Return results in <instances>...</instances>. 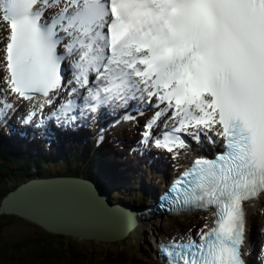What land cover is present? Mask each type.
<instances>
[{"label": "snow or ice", "instance_id": "obj_1", "mask_svg": "<svg viewBox=\"0 0 264 264\" xmlns=\"http://www.w3.org/2000/svg\"><path fill=\"white\" fill-rule=\"evenodd\" d=\"M0 29V117L43 96L27 120L61 100L52 115L75 122L82 97L89 113L112 106L129 120L154 107L140 142L174 158L189 138L223 140L160 197V207H214V226L158 251L167 264H246L245 202L264 194V0H0Z\"/></svg>", "mask_w": 264, "mask_h": 264}, {"label": "bare ground", "instance_id": "obj_2", "mask_svg": "<svg viewBox=\"0 0 264 264\" xmlns=\"http://www.w3.org/2000/svg\"><path fill=\"white\" fill-rule=\"evenodd\" d=\"M0 35H3V29H0ZM2 74V73H0ZM3 85L0 84V88H2ZM9 99H12V97H9ZM18 110L15 112H10L7 117L5 118L4 123H2L0 127V132L6 131L8 133H17L20 135H24V138H30L35 133V125L45 126L47 128V133L56 136L59 139H65V138H73L74 141H78L80 138L91 135L92 133H100L102 136H107L110 133H112L114 130H118L120 135H124L125 133H130L133 138L135 139L136 135L133 131L137 132L139 130L138 126L140 127L141 131H144V124L147 119L151 117L152 109L148 108L146 110L142 109H135L133 112H131V115L136 116L135 120H129L127 117L123 114V112L119 113V116L117 118L114 117V113L112 111H109L106 113L107 110H102V116L96 117L90 116L89 113H87L83 118L78 119L74 122L75 128L71 130L70 126H67L64 123L61 122H52V118H47V116H44L41 123L37 122L38 113L35 117H32L31 120H27L26 117L28 116L30 109L24 108L20 102H18ZM111 106H108V109H110ZM137 110L144 111V115L137 116ZM133 127L130 129L129 127ZM162 125V124H161ZM218 139V138H217ZM81 140V139H80ZM203 140V139H202ZM126 144L129 145H136L137 143L127 140ZM213 145V144H212ZM216 145H213V148L216 149ZM192 144H190V147ZM142 147V146H140ZM199 143L194 142L193 144V155L194 156H201L203 153L198 151ZM143 154L148 159H160V162L163 166L167 167L171 162H177L178 164L184 163L187 160H183V157L179 155L177 158H174L172 156H168L167 160H164L163 157L165 155V151L163 150H152V151H142ZM189 158V157H188ZM3 159V158H2ZM1 159V160H2ZM4 160V159H3ZM2 160V161H3ZM67 160V159H66ZM68 161V160H67ZM57 162L61 166H65V162L62 160V158H58ZM0 164H4V168L0 167V169L7 170V164L3 161ZM17 172L13 170V174L15 175ZM111 185L106 182V188ZM55 186H51V188H54ZM63 189H60L58 191H55L57 194H60V196L52 197L50 196L47 199H40L39 196H31V205L28 204L29 208H34L37 210H50V213H45L44 217L48 221H52L55 219H61L63 221H67L69 226H77L80 228H83L84 230H89L91 232L100 233L102 230L107 229L111 225H115L117 228L120 226V223L122 224L123 219L125 216L129 215V213H126L124 211H119L117 215H112L108 212L107 207L103 203H99L98 206H96L94 202L92 204H86L87 199H85L80 193L83 192V189L80 187L79 191L76 190L79 194L78 196L74 195V191H71L72 194H66L62 192ZM108 190V189H107ZM84 194H86L84 192ZM99 195L98 193H96ZM156 197L159 198L161 193H159V189H155ZM87 195V194H86ZM100 197L105 198L106 196L101 195ZM36 200V201H35ZM125 201V200H124ZM41 202V203H39ZM262 203L264 204V194L262 197L253 205L250 206V214L249 218L252 220L256 217V211L259 209L258 204ZM103 204V205H102ZM84 207V208H83ZM106 211V212H105ZM43 212V211H42ZM108 212V213H107ZM210 217H208L209 219ZM142 219V218H141ZM135 216H131L128 219V224L133 225L138 220ZM149 219L141 220V225L147 224V221ZM145 223H142V222ZM258 229L260 230V235L262 236V240L260 243L252 244V248L255 249V254L258 251L259 257L264 256V223H263V217L258 212V217L256 219ZM120 222V223H119ZM123 226V224L121 225ZM111 229V228H110ZM155 231V230H154ZM159 233H161V230H159ZM149 237V236H148ZM89 241H92V239H86ZM151 240H155V237H152ZM25 241V240H24ZM250 242V241H249ZM252 243V242H251ZM246 240L244 239L243 246H245ZM258 246V248H257ZM150 253V252H149ZM151 254H156V252H151ZM243 257L245 259L248 258L247 255L243 254ZM133 264H157L154 260L151 259H145L141 257H133ZM120 261V260H119ZM118 261V262H119ZM69 264H80L78 262H68Z\"/></svg>", "mask_w": 264, "mask_h": 264}, {"label": "trees", "instance_id": "obj_3", "mask_svg": "<svg viewBox=\"0 0 264 264\" xmlns=\"http://www.w3.org/2000/svg\"><path fill=\"white\" fill-rule=\"evenodd\" d=\"M14 149L15 147L10 142H7L6 140H0V163L3 162L2 161L3 159L4 161L8 159L15 160L24 156L22 154L19 155L15 154ZM35 158L39 159L38 162H36L39 165L36 167V169H40L43 163L42 162L43 159L39 157H35ZM25 165H26L25 163L21 164V171H24L25 169L27 171L30 170L28 167L25 168L26 167ZM0 167L4 168V164H0ZM6 172L0 170V182L3 181ZM0 219H3V222L8 225V227H2L1 226L2 223H0V257L2 256V252L7 250V248H9V246L12 243L9 238L10 226L13 228L14 231L18 226L25 227L26 229H21V230H27L32 235L35 234L36 230H38L39 233H42V231H44L42 226L33 223L31 221L26 222L24 220H19L20 217L15 215L6 216ZM65 238L66 236L58 235V234L49 239H44L40 237L39 240L37 241V244L40 243L41 248H46V247L49 248L51 246L53 252L49 254L48 253L49 249L47 250L38 249L35 256H31L29 260H31L32 262L43 263V264H57V263H63V261H66L67 263L78 262L80 264H85L87 261L90 260L92 261L93 259H95L99 262V264H110L111 261L110 259L113 258L115 260H120L119 262H117V264H133L132 258L135 256H132L128 252L127 253L123 252L124 254L119 255L117 252L108 253L107 250L95 246L85 248L84 251H81V249H79L76 246H70L69 242L67 241V238L66 240ZM31 244L33 243L31 242L29 245ZM11 246L16 247V249H21L24 245L19 246L18 243L16 242ZM97 248H100L101 250Z\"/></svg>", "mask_w": 264, "mask_h": 264}, {"label": "rangeland", "instance_id": "obj_4", "mask_svg": "<svg viewBox=\"0 0 264 264\" xmlns=\"http://www.w3.org/2000/svg\"><path fill=\"white\" fill-rule=\"evenodd\" d=\"M51 170L53 171L52 167H51ZM9 171H10L9 173H13V170H9ZM14 171L18 172L17 170H14ZM15 175L16 176H13L14 179L19 180L20 175L18 173H16ZM10 189H12V188H10ZM8 190H9V188L6 189L5 191L8 192ZM1 196H2V194H0V198H1ZM2 215H5V214L0 213V216H2ZM262 216H263V223H264V214H262ZM20 220H24V219L20 218ZM200 220H201V223H198V221H200ZM206 220L207 219H206L205 215H197V216H187V217H183L181 219H174V220L171 219V220H169V224H168L169 227L166 225V223L168 221H166V223H163V224L165 226L164 230L170 229L169 231H167V233H173L176 235H180V234H182V232L184 230H187V229H191L192 232L198 231L205 223L208 224L206 222ZM0 223H2L1 224L2 227H8V225L3 222V219H0ZM142 223H145V222L143 221ZM144 225H146V224H144ZM150 226H152L153 228H157L158 230H161V231L163 229L161 222H157V223L150 225ZM21 229H26V228L18 226L14 231L13 228L10 226L9 227V230H10L9 238L13 244L17 242L19 246L25 245L26 247L24 246L21 249H16V247H14V246L11 248L10 247L7 248V250L2 252V256L0 257V264H22L23 260L25 261L24 264H43V263L32 262L31 260H29V258L31 256H35L38 249H43V250L49 249L48 253L51 254L53 252L52 247L50 246L49 248H47V247L41 248L40 243L37 244V241L39 240V238L37 237L38 236L37 233H35V235H32L29 233V231L21 230ZM147 229L148 230H146V232H147L146 237H145V235L144 236L139 235L138 237L133 235V236H131V238L129 240H123L122 243L117 244V245L112 244L110 242L109 243L98 242L99 240L89 241V240H84V239L75 238V237H67V241L69 242L70 246H76L79 249H81V251H84V249L89 247V246L101 245V246L109 248L110 250H113V251L117 250L119 253L122 250H126L130 254H132L131 251H137V252H139V254H136V253L135 254L138 255V257L145 258V259H148L147 257H149L152 259V257L149 255V251H148V254H146V251L149 249L148 248L145 249V246H144L145 243L148 242V239H149L148 234L150 236L149 231H151L149 226L147 227ZM263 229H264V227H263ZM65 240H66V238H65ZM31 242L33 244L29 245ZM107 245H108V247H107ZM110 260H111L110 264H117V262L119 261V260H115L113 258H111ZM107 261H108V259H107ZM57 264H69V263H67L66 261H63V263H57ZM85 264H99V262L97 260L93 259L92 261L91 260L87 261Z\"/></svg>", "mask_w": 264, "mask_h": 264}, {"label": "water", "instance_id": "obj_5", "mask_svg": "<svg viewBox=\"0 0 264 264\" xmlns=\"http://www.w3.org/2000/svg\"><path fill=\"white\" fill-rule=\"evenodd\" d=\"M47 186L48 187L33 186L32 188H25V190H21V189H23V188H21V189H19V191L9 194L6 198V200H4V203L0 207V213L4 212V213L18 214V215H21L22 217L36 223V224L44 226L45 228H47L50 231L75 235V236H78V237L83 238V239L98 238L101 241H112V240H121L124 237H126V235L128 234L129 226L127 228H125L124 230H121L120 232L115 233V232L108 231V230L117 228L115 225H111L107 229L102 230L100 233H96V231L91 232L89 230H84L83 228H80L77 226H74V227L69 226V224L67 223L66 220L65 221L62 220V222L58 221V219H55L52 221L46 220L44 215H45V213H47V214L50 213L51 209L40 211V210H37L34 208H29L28 204L31 205V202H33L31 200V196H33V197L39 196L40 199H44V198L47 199L50 196L56 197V196H60V194H57L53 190L58 191L60 189H63L62 192L66 193V194H72L70 192L74 191V195L79 197V194L76 190L79 191V188L81 187L83 189V192L80 194L85 199H87L86 204H92V202H94V203H96L95 205L98 206L99 203H103L107 207L108 212L112 215H117L119 213V211H121V210L126 212V210L123 209L122 207L111 206L108 203H105L104 202L105 199L100 197L101 196L100 194L97 195L96 190L93 189L92 186L91 187L88 185L86 186L83 183H79V182L73 183V182H71L70 179H62V180L55 181L54 183L52 182V184L49 183ZM51 186H55V187L51 188ZM88 188H90L95 193L96 199L99 201V203L95 202L94 200H92L89 197V195L86 191V189H88ZM84 192L87 195L84 194ZM39 203H41V202H39ZM127 220H128V215L124 217L122 224H125L127 222ZM122 224L120 223V226Z\"/></svg>", "mask_w": 264, "mask_h": 264}, {"label": "clouds", "instance_id": "obj_6", "mask_svg": "<svg viewBox=\"0 0 264 264\" xmlns=\"http://www.w3.org/2000/svg\"><path fill=\"white\" fill-rule=\"evenodd\" d=\"M72 142H74V143H79V141H72V140H68V144H70V143H72ZM72 149V148H71ZM125 149L126 148H123V149H115V151H114V154H115V157L117 158V160H119L120 158H125L124 157V152H125ZM116 151H119V152H117L116 153ZM113 154V155H114ZM112 155V156H113ZM68 161H67V160ZM99 159H100V162H97L96 164H94V171H93V169H89L88 168V166L86 165V164H83L81 161H80V158H77V157H72V155H69V154H64L63 155V158H62V160L65 162V166H61L59 163V165H56V167H55V170H57L58 172V174H60L61 172H63V171H65L64 172V175H66V177H64L65 179H70L71 180V182H73V183H75V182H79V183H83V184H85L86 186L88 185V186H92V188L93 189H95L96 190V192L98 193V194H100V195H103V196H106L105 198H103V199H105V203H108L109 205H111V206H115V203H114V201L109 197V196H107V195H105V193L101 190V188L98 186V185H96V186H94L92 183L90 184V183H86V182H80V178H85V177H89V178H93V177H95L98 181H104L103 182V186L104 187H106V182H109L110 180H111V178H112V176L113 175H111V174H108V172H110V169H114L113 167H115V165H113L111 162H109V163H105V161L103 160V157H101V156H99ZM123 160V159H122ZM130 160H131V163H136L137 161H135L134 159H131L130 158ZM8 161H10V159H8ZM156 161H160V159H157ZM6 164H7V170H4V169H0V170H2V171H4V172H6L5 173V175H6V178H9V179H11V178H13L14 179V177L13 176H16V175H14L13 173H9L10 171L9 170H13V168L11 167V166H8V162L5 160L4 161ZM109 164H112L111 166L109 165ZM145 167V166H144ZM147 170H149L150 168L148 167V166H146L145 167ZM30 169V168H29ZM89 169V170H88ZM144 172H145V170H144V168L142 169ZM143 172V173H144ZM40 174V169H36V168H33L32 167V169H30L29 171H27V170H24V171H22V172H20V173H18L19 175H20V180H24L28 175H31V174H35V175H37V174ZM111 173V172H110ZM143 173L140 171V175H143ZM146 173V172H145ZM113 174V173H112ZM139 174V173H138ZM63 178V179H64ZM104 179V180H103ZM113 180H115V178H113L111 181H113ZM56 181H58V180H56ZM24 182H25V180H24ZM145 182H147V181H145ZM54 183V182H53ZM49 184V182H45V183H42V184H40V185H38V186H40V187H48L47 185ZM50 184H52V183H50ZM98 184H100L101 185V183H99L98 182ZM54 185V184H53ZM21 187L23 188V189H21V190H25V188H27V187H25L24 185H21ZM12 190H14V189H10V190H8V191H10V192H0V194H2V196H1V200H0V207H1V205L4 203V200H6V198H7V196L9 195V194H11V193H13V192H15V191H12ZM107 190V189H106ZM19 191V190H18ZM110 192V191H109ZM134 213L136 214V216L139 218V214H140V211H135L134 210ZM3 214H5V215H2V216H0V218H4V217H6V216H13V215H15V216H18V217H20V218H22V219H24L26 222H28V221H30V220H28V219H26V218H24V217H22L21 215H18V214H14V213H4L3 212ZM20 220V219H19ZM32 222V221H31ZM34 223V222H33ZM39 225V224H38ZM150 224H146L145 226H149ZM41 226V225H40ZM43 227V229H44V231H42V233H39V231L38 230H36V232L35 233H37V237L38 238H40V237H42V238H45V239H49V238H52V237H54V236H56L57 234L58 235H61V234H59L58 232H53V231H50V230H48L47 228H45L44 226H42ZM42 234V235H41ZM35 235V234H34ZM64 236H66V238L67 237H71L70 235H67V234H64ZM256 236V235H255ZM97 238H93L92 239V241L93 240H96ZM86 240V239H85ZM51 241V240H50ZM49 241V242H50ZM101 241V240H100ZM71 242V241H70ZM103 242V241H102ZM105 243H109V242H105ZM11 245H13V243H11ZM10 245V246H11ZM9 246V247H10ZM25 246V245H24ZM23 246V247H24ZM11 247H13V246H11ZM10 247V248H11ZM26 247V246H25ZM89 247H91V246H89ZM89 247H87V248H89ZM95 247H101V248H103V249H105V250H107V252L108 253H110V252H113V250H110L109 248H106V247H104V246H101V245H98V246H95ZM107 247H108V245H107ZM97 249H99V250H101L100 248H97ZM115 252V251H114ZM8 263V262H7ZM25 263V261L23 260L22 261V264H24Z\"/></svg>", "mask_w": 264, "mask_h": 264}]
</instances>
